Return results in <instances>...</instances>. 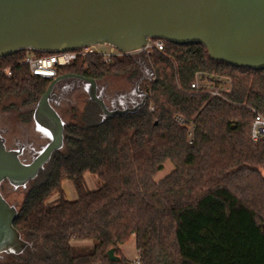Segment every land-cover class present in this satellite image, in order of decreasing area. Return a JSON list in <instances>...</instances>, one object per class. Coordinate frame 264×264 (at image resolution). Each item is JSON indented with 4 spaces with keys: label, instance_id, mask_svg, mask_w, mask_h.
I'll list each match as a JSON object with an SVG mask.
<instances>
[{
    "label": "trees",
    "instance_id": "obj_1",
    "mask_svg": "<svg viewBox=\"0 0 264 264\" xmlns=\"http://www.w3.org/2000/svg\"><path fill=\"white\" fill-rule=\"evenodd\" d=\"M163 43L151 56H85L59 68L58 76L97 83L140 80L147 98L125 115L104 117L91 100L80 114L66 111L63 148L10 192L24 194L14 227L31 247L1 254V264H264V139L251 136L256 114L264 116V70L215 61L201 44ZM27 52L0 59V68L13 70L0 77V106L21 101L24 123L34 122L53 81L19 64ZM197 81L227 91L213 96L193 89ZM168 162L173 171L156 181ZM87 174L97 177V189H89ZM67 181L74 200L65 195ZM131 242L136 260L124 252Z\"/></svg>",
    "mask_w": 264,
    "mask_h": 264
},
{
    "label": "water",
    "instance_id": "obj_2",
    "mask_svg": "<svg viewBox=\"0 0 264 264\" xmlns=\"http://www.w3.org/2000/svg\"><path fill=\"white\" fill-rule=\"evenodd\" d=\"M149 40L201 44L215 61L264 70V0H0V59L22 50L63 53L97 45L132 55L144 51ZM61 80L69 87L67 96L87 82L89 98L104 117L136 112L147 98L141 92L144 98L135 107L111 110L95 80L67 74L52 81L35 107L34 123L48 144L31 163L21 160L23 146L7 149L0 134V255L18 256L31 247L14 227L18 210L1 186L25 188L63 148L66 125L51 104ZM108 255L117 260L114 249Z\"/></svg>",
    "mask_w": 264,
    "mask_h": 264
},
{
    "label": "rangeland",
    "instance_id": "obj_3",
    "mask_svg": "<svg viewBox=\"0 0 264 264\" xmlns=\"http://www.w3.org/2000/svg\"><path fill=\"white\" fill-rule=\"evenodd\" d=\"M201 83L203 85L208 84L207 81ZM210 85L212 87L214 86L212 84ZM134 86V82L130 81L126 77L110 76L106 78L105 81L98 83V94L102 96L103 100H105L106 105L110 109L123 110L127 107H134L135 104L141 100V95L134 94ZM223 88L226 90L225 86ZM88 100H90V98L87 89L84 85H80V87L75 89L70 96L65 97V101L59 106V108H56L62 119L66 121L69 120L66 111H68L70 108L76 107L78 114H80ZM20 104L21 101L15 100L10 101L3 106H0V132L2 133L0 134L5 139H8L6 144L8 146L14 145L12 141L14 139L19 140L20 142L26 141L31 145H35L34 152L36 150L38 151L42 145H45L48 142V138L36 129L34 122H22L20 115L24 113L23 111L25 110L20 107ZM25 157L30 159L29 157H27V153L25 154ZM173 169V164L171 162H168L164 166V169L156 175L155 180H163L173 171ZM86 182L89 189L91 190L97 189L100 184L97 177L90 174L86 175ZM5 183L8 184V186L5 185L6 190H4L6 191L4 194L7 197V201L11 205L19 204L23 199V192L19 191L17 193H10L13 187L8 182ZM63 187L65 190V195L68 199L74 200L77 198L76 190L71 182H65ZM6 197L4 196L5 199ZM124 252L131 260H136L138 258V253L135 250L133 242L129 243L125 247ZM1 262L3 261L0 260V264Z\"/></svg>",
    "mask_w": 264,
    "mask_h": 264
},
{
    "label": "built area",
    "instance_id": "obj_4",
    "mask_svg": "<svg viewBox=\"0 0 264 264\" xmlns=\"http://www.w3.org/2000/svg\"><path fill=\"white\" fill-rule=\"evenodd\" d=\"M164 49L163 40H149L144 51L148 55H152L154 50L162 51ZM26 57L19 62L20 65L29 68L31 74L35 77L43 78L46 80H54L58 76V70L61 67H66L73 64L78 58L85 56H100L104 61L108 62L114 56H122L119 51L109 45H97L87 48H81L75 51L63 52V53H50L48 55H37L34 51L27 50ZM0 77L12 78L13 70L11 67L0 68ZM208 84L203 85L197 81L192 85L193 89L204 88L210 92L213 96H222L225 90L224 88H216ZM180 123H184L183 120H179ZM251 136L254 142H258L264 139V116L256 114L254 122L251 128ZM134 264H143L140 260H136Z\"/></svg>",
    "mask_w": 264,
    "mask_h": 264
},
{
    "label": "flooded vegetation",
    "instance_id": "obj_5",
    "mask_svg": "<svg viewBox=\"0 0 264 264\" xmlns=\"http://www.w3.org/2000/svg\"><path fill=\"white\" fill-rule=\"evenodd\" d=\"M60 77V76H57V78ZM56 78V79H57ZM55 80V79H54ZM68 80V79H67ZM81 81V80H80ZM82 82V85L85 86V88L87 89V91H89V84L85 81H81ZM80 82V83H81ZM98 84V83H97ZM140 80L135 84V86L133 87V92L134 94H137V95H141V100L139 102H137L135 104V106L137 104H139L142 100H143V95L141 94V92H143L141 89H140ZM67 92H69V87L68 85L66 84L65 80H61V81H58V83L56 84L55 88H54V91L52 93L53 95V98L51 100V104L52 106L56 109L57 111V108H59V106L65 101V97L67 96ZM99 95V94H98ZM99 97L102 98L101 95H99ZM105 101V100H104ZM134 106V107H135ZM108 107V106H107ZM101 108V107H100ZM109 108V107H108ZM127 108H130V107H127ZM125 108V109H127ZM133 108V107H132ZM110 109V108H109ZM112 110V109H111ZM113 110H118V109H113ZM102 111V109H101ZM58 112V111H57ZM103 114V112H102ZM61 116V115H60ZM33 119H34V114H33ZM64 121V119H63ZM65 122V121H64ZM1 133V132H0ZM2 134V133H1ZM4 138V137H3ZM6 141V144H7V141L8 139H5ZM13 141V146H7V149L9 150H18L20 149L22 146L24 147V151H23V155L21 156V160L26 163V164H29L33 161V159L36 157L37 153H40L42 151V149L48 144V142L45 144V145H42L41 148L37 151L34 152V149H35V145H31L30 143H27L26 141L25 142H20L19 140H12ZM27 153V157H29L30 159L26 158L25 157V154Z\"/></svg>",
    "mask_w": 264,
    "mask_h": 264
}]
</instances>
